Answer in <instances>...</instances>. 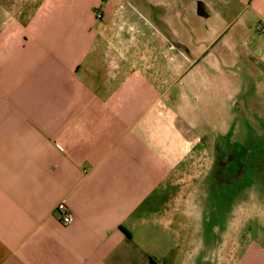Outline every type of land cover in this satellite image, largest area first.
<instances>
[{
  "label": "crops",
  "instance_id": "0c3cea01",
  "mask_svg": "<svg viewBox=\"0 0 264 264\" xmlns=\"http://www.w3.org/2000/svg\"><path fill=\"white\" fill-rule=\"evenodd\" d=\"M260 23L264 0H0V264H264L211 201L213 151L264 130Z\"/></svg>",
  "mask_w": 264,
  "mask_h": 264
},
{
  "label": "rangeland",
  "instance_id": "374dc122",
  "mask_svg": "<svg viewBox=\"0 0 264 264\" xmlns=\"http://www.w3.org/2000/svg\"><path fill=\"white\" fill-rule=\"evenodd\" d=\"M94 12L93 9H90L89 15H93ZM108 12H104L105 17L110 15H108ZM263 83L261 82L259 85L261 86ZM260 88H264V86ZM248 120L239 121L240 126L237 128L238 131L231 135L233 140L227 148L228 150L218 149L213 151L217 159L226 160L224 162L229 164L225 169L232 171V182L226 180V178L222 179L221 182H214L213 188L211 187V190H213L211 201L212 206L216 208L214 213L218 219L233 206L234 220L238 217L234 221V239L240 238L242 234L244 238L247 236V239L259 240L264 234L257 233L256 229L259 227L257 221L246 222L244 219L246 215L250 217L257 216V213L262 214L264 210V130L260 126L255 125L254 127ZM189 152L185 151L186 158L196 155L194 151H191L192 154H189ZM207 153L209 152L207 151ZM222 168L224 167L218 166L217 171H223ZM235 214L237 215L235 216ZM241 219H243L242 222L245 225L243 228L240 226ZM247 223L250 227V233L244 231ZM241 228L244 232L241 231ZM204 231L207 236L210 228L206 227ZM211 234L213 235V231Z\"/></svg>",
  "mask_w": 264,
  "mask_h": 264
},
{
  "label": "built area",
  "instance_id": "2783aa9c",
  "mask_svg": "<svg viewBox=\"0 0 264 264\" xmlns=\"http://www.w3.org/2000/svg\"><path fill=\"white\" fill-rule=\"evenodd\" d=\"M97 18H100V14L98 13ZM257 30L261 33H264V23H260L257 26ZM55 215L58 219V221L63 225V226H69L73 222V216L66 207L64 202H60L56 208H55Z\"/></svg>",
  "mask_w": 264,
  "mask_h": 264
}]
</instances>
